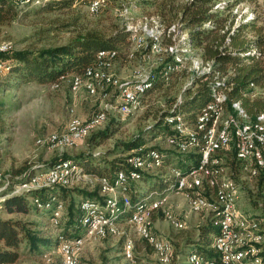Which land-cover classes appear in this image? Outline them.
Masks as SVG:
<instances>
[{"label": "rangeland", "instance_id": "374dc122", "mask_svg": "<svg viewBox=\"0 0 264 264\" xmlns=\"http://www.w3.org/2000/svg\"><path fill=\"white\" fill-rule=\"evenodd\" d=\"M125 1L131 6V11L124 6L117 7L118 9L110 7L97 15L88 14V12L92 13L89 10V4H87L86 8L84 1H76L69 8L49 7L47 9L44 6L41 7L38 3H24L23 5H18L11 20L0 24V46H11L13 50H38L65 43L84 28L99 29L107 34L113 29L120 27L122 22L129 35V44L126 48L129 52L127 55L121 53L114 66L108 71L121 84H128V82L136 80L138 68H141L147 74L146 76L153 75L152 70L156 69L169 56L165 49L170 45L178 44L177 47L180 50L191 51L189 54H183L185 60L182 67L175 70L176 73L166 84L152 90L146 97L145 102L142 101V96L140 97V107L129 116L120 114V105L118 103L122 102V99L120 93L112 86H102L94 96L84 91L75 95L67 82H61L56 88L57 81L40 84L31 81L20 82L13 77L8 79L7 76L6 79V76H1L0 80H7L8 83H0V176L2 178L0 182V202L4 200L1 192L6 188L7 182L4 177H7L14 169L21 167L25 163L36 165L48 163L54 156L61 153L75 155L88 150L100 153L112 149L118 141L129 139L151 124L157 112L166 108L168 101L172 98L181 99L184 88L187 84H191L193 77L198 76L199 73L195 69V64L197 65L198 63V68L202 58L190 47V49H181L188 46L183 45L186 33H181L177 30L176 24L174 25L175 30L168 28L165 31L160 23L162 27L159 28V31L162 37H159L157 48L153 47L150 37L145 41L143 48L137 45L136 40L138 38H145L148 36V32H156L160 21L156 15H148L151 14L152 8L141 4V0ZM225 1L228 0L220 1L217 5ZM258 1L261 4V10H263L264 0ZM106 5L107 1L104 0L103 8ZM234 14L237 16V20L243 18L249 20L255 16V5L251 0H239L234 7ZM74 18H76L75 27L72 21ZM129 27L137 30L132 36L127 30ZM170 32H174L171 35V41L165 42V36L169 35L168 33ZM97 73L105 74V71L99 69ZM261 90L264 92V89ZM261 90L255 91L253 97L264 96ZM96 109V113L99 111H110L109 118L119 120L118 129L112 137L94 147H91L87 139L71 148L51 147L48 145L49 138L56 135V132L67 130L69 125L75 120L80 122L87 121L95 114L92 112ZM230 117H232L231 111L226 109L225 103L221 116L214 123L215 129H220L224 121ZM193 124L194 121H189L188 125L193 126ZM151 143L163 148L170 147L167 144V138L163 139L162 136L156 137ZM197 147L198 145L186 152L195 151L196 149L199 151ZM233 149L230 146L229 152H232ZM176 150L181 152L178 149ZM139 152L140 149L134 151V154ZM223 156V154H219L218 159L220 157L223 158ZM215 159L217 158L215 157ZM221 161H224V159ZM64 162L66 161L60 162L45 173L35 175L22 185L35 184L37 179L57 173L60 169L55 171L56 169L54 168ZM69 165L68 170L71 169V171L78 172L77 176H75L77 180L72 188H94L95 186L99 190L101 188L102 195L108 198L107 201L109 200L108 202L106 201L105 208L111 201L117 202V200L126 198V196H123L125 195L124 188L122 189L123 191H119L118 188L121 187L118 186L116 192H105L99 182L101 179L85 174L71 162ZM223 165L225 167L224 163ZM240 167L239 174L225 167L226 176L237 181L243 190L240 215L248 219L257 220L261 224V230L264 231V193H260L261 197L257 194L261 179L257 180L251 176V165L240 164ZM142 170L146 173H154L153 177L158 178L160 181L169 176H173L174 179L177 178L176 174L178 171L172 166L166 165L163 167L161 158L148 166L147 169L143 168ZM62 172V176L68 174L66 170ZM133 178L134 181L130 187L139 180L137 175ZM156 180L150 179L147 182L140 183L146 194L151 192L150 185L157 182ZM49 185V183H45L43 185L25 187L22 191L40 190L49 188ZM13 191L12 195L16 193L17 186L13 188ZM205 191L206 185L202 193L205 194ZM209 192L214 194L212 190H209ZM156 195L155 193L150 194L149 199L152 200L154 196L157 199L148 204H140L131 215L142 218V223L152 238L162 240L167 244L172 252V261L170 263L164 262L162 255L156 252L151 244L141 236L139 231L140 224L131 219V216L126 222L119 223L118 218L120 215L112 217L108 215V219L113 225L108 222L105 224L104 222L106 234L103 235L102 232L99 234L96 232L92 233L93 225L101 223L102 218L97 214H91L85 222L80 220L86 234L84 237L76 239L63 237L57 229L61 218L65 216V208L62 204L57 207L50 223L44 214L34 211L28 214H3L2 218L16 219L29 223L32 226L31 228L50 242V246L43 249L40 255L30 253L25 246H22L21 262L17 264H62L63 244H70L77 240L83 243L79 253V264H133L134 262L138 264H187L189 257L187 258L186 255L191 250V241L197 238L199 227L205 225L209 219L212 223L217 219L220 208L216 207V198L215 196H210V198L206 196L208 206L199 212H195L190 206L193 195L189 192L171 191L170 194L163 196L161 199H158L160 197ZM71 198L76 203L81 200V196L78 193H74ZM256 201H259L258 204ZM260 202L261 205L259 204ZM34 203L39 208H42L40 200H34ZM85 203L91 204V201L82 202L80 209L88 207ZM100 208L106 212L108 211L107 208ZM130 209L131 204L125 211ZM99 210L98 213L100 212ZM212 214L214 217L211 216ZM97 226L98 228H104L102 225ZM214 236L212 245H214ZM128 243L133 244L135 255L132 251H128ZM129 253L132 256V261L128 259L127 255Z\"/></svg>", "mask_w": 264, "mask_h": 264}, {"label": "trees", "instance_id": "16d2710c", "mask_svg": "<svg viewBox=\"0 0 264 264\" xmlns=\"http://www.w3.org/2000/svg\"><path fill=\"white\" fill-rule=\"evenodd\" d=\"M76 1H84L87 8L88 2L94 0H0V24L11 20L18 5L24 3H38L47 9L49 7L69 8ZM105 1H107V5L102 11L110 7L120 8L123 6L131 11V6L125 0ZM220 1L224 0L140 1L141 4L152 8L151 14L148 15H156L165 31L168 28L172 30L176 24L177 30L186 33L183 45L188 46L180 48L194 50L202 58L204 64L212 65L211 70L193 77L191 84H187L184 88L181 99L172 98L168 101L166 108L157 112L151 124L129 139L118 141L112 149L100 153L88 150L75 155L61 153L54 156L48 163H41L40 165L25 163L4 177L7 182L6 188L1 192L4 200L0 202V264L21 262L22 246H25L30 253L39 255L43 249L50 246L49 240L41 237L38 232L31 228V224L16 219H3V214H28L34 211L44 214L50 223L57 207L62 204L65 208V216L61 218L57 229L63 237L76 239L84 237L86 234L80 222V220H84L85 215L80 209L81 203L91 201L93 205L105 208L109 201L102 195L101 188L99 190L97 186L94 188H72V186L67 188V186L53 185L49 188L32 189L12 195L13 188L28 182L35 175L49 171L62 161H69L85 174L98 179L108 178L111 186L116 188L118 173H124L125 181L123 186L118 189L119 191L125 189L124 194L131 204V209L128 211L123 210L122 205L119 204L121 213L118 222L124 223L140 204H148L157 199L155 196L152 200L149 199L150 194L155 193L156 196L160 197L158 199H161L170 194L171 191L176 192L173 176L160 181L153 177L154 173L136 170L134 168L136 158L149 161L154 153L158 154L163 167L172 166L183 175L188 174L200 164L201 154L198 149L190 152H179L172 147L163 148L151 143L153 139L159 136H162L163 139L172 136L179 143L187 142L186 137L178 135L167 123L169 117L180 116L188 124L189 121L195 123L200 110L214 100L213 89H220L226 93V109L229 111L234 112L233 102H240L244 111L250 117L252 116L251 118H255L258 114H264V96L251 97L253 96L251 85H254L258 90L264 89V9L261 10V4L258 0H251L255 5V16L249 20H245V18L237 20L234 7L239 0H228L217 5ZM88 14L93 15L89 12ZM72 21L75 27L76 18ZM173 33L165 34V42L171 41ZM128 37V32L121 22L120 27L107 34L99 29L84 28L70 40L59 45L38 50L10 49L5 52L0 51V62H6V67L0 73V77L6 76V79L7 76L8 79L13 77L20 82L53 83L58 80L60 75L82 73L89 68V65L96 66V55L100 51L117 52V59L121 53L127 55L129 52L126 49L129 44ZM170 65L175 67L176 62L169 55L156 69L152 70L153 88L151 87L144 92L142 95L143 102L152 90L160 88L168 82L166 72ZM175 73L176 71L169 73V79ZM0 83L6 84L8 81L0 80ZM261 91L263 92V90ZM118 122V119L110 118L105 125L93 131L85 139L89 141L91 147L101 144L116 133ZM140 147L144 148L143 152L138 155L134 154V151ZM234 151L233 149L232 152H226L227 156L219 159H224V162L220 161L225 164V167L239 174L241 163H236ZM133 172L139 176V180L130 187L134 181L131 177ZM150 179H157V182L151 183V192L146 194L140 183ZM257 180H260L257 194L261 197L260 193H264V175ZM206 192L208 191L206 190ZM74 193L81 196L80 202L76 203L72 200L71 197ZM200 195L206 197L208 194ZM34 200H40L42 208H39ZM217 223L218 219L214 223L209 219L205 225L199 227L197 238L191 241V250L187 252V258L191 254H196L220 263L218 254L212 248L213 236L219 234ZM261 257H264V248L263 252L253 259Z\"/></svg>", "mask_w": 264, "mask_h": 264}, {"label": "bare ground", "instance_id": "6f19581e", "mask_svg": "<svg viewBox=\"0 0 264 264\" xmlns=\"http://www.w3.org/2000/svg\"><path fill=\"white\" fill-rule=\"evenodd\" d=\"M92 2L94 8H98V10L103 9L104 0H94ZM91 13L98 14L99 12ZM159 28H161L160 23L157 25L156 32H148L149 34L145 38H138L136 40L137 45L139 47H143L145 41L150 37V40L153 43V47L157 48V43L159 37L161 36ZM127 30L131 33V36L132 34H135L137 32V30H134L131 27L127 28ZM172 30H175V27H173ZM177 45L178 44H173L165 49V52L168 55L172 56L174 61L176 62L175 67L170 65L167 68V81L169 80V73L174 72L176 69H179L177 68L178 65L182 67L185 60V56L183 54H189L191 52L189 50H180ZM7 48L8 46H0V51L5 52L3 51V49ZM108 52L110 51H100L99 53ZM117 54L118 53H109L107 55H100L98 58L96 55V66L93 65L92 67L85 69L82 73L62 76L57 80L55 87L57 88L61 82H67L70 86L71 91L75 95L84 91L91 96L96 95L99 89L105 85L112 86L116 90L117 88H127L128 84H121L120 81H118L108 72L114 66V63L117 59ZM191 58L193 59V57ZM0 64L3 63L0 62ZM197 65L195 64V69L199 73L198 75L209 72L212 66L211 64H204L202 59L200 60L198 68ZM5 67L6 63L2 68L0 67V73L4 71ZM99 69L105 71V74H98L97 70ZM141 72H143V70L141 68H138L136 72V79L137 81H142L141 92L139 93V96H135L133 99H129V105H125V108H123V104H119V110L122 116H129L133 114L141 105L140 97L144 94L145 91L149 90L152 87L153 75L144 77V74H141ZM251 87H253V94L255 93V91H258V89L254 85H251ZM120 97L122 99L121 93ZM213 97V101H215V108L209 107L213 101L202 108L199 112L200 115H197L196 121L193 126L188 125L187 122H184L182 120V117L180 116L169 117L167 119V123L172 126L173 130L178 135L186 137V139H188L187 142L179 143L176 138L172 136L167 138V144L170 147H174L180 150L181 152H186L190 148L198 145L197 148H199L202 159L201 145L204 138L209 137V143L206 151L204 152L202 166H200L199 164L197 168L193 169L188 174L186 173V175H183L179 170L177 171V178H175L176 191L189 192L191 195H193V199L190 203L193 211L199 212L205 209L208 206V202L206 197L201 196L200 194H203L202 191L204 190L206 181L200 180L203 178L204 173H207V180L210 183V185H208V192L209 190L213 191L217 202L216 205L222 204V196H224L225 202L226 204H228V207L231 211L232 226H229L230 217H223V208L218 207L220 208V212H218V223L216 226L219 229V234L217 236H214V245H212L214 251L218 254V256L219 251L225 252V258H220V263H218L196 254H191L190 256H188L189 258L187 264H264V257L253 259L255 256L261 254L264 248V231L261 230V224L257 220L248 219L240 215V205L243 200V190L241 189L237 181L226 176V169L223 165L224 161L221 162L218 159V155L223 154L225 156L226 152H229V148L231 146L235 150L234 157L236 159V162L245 164V162H240V159H238V150L237 146H234V141L243 142V139L250 136V144H253V147L257 148V150H250V155L247 158L246 164L252 166L250 167V174L253 178L257 179L263 176L264 172H262V166H264V156L257 157V153L264 154V114H258L255 118H251L252 116L250 117L244 111L240 102H233L232 108L234 109V112L231 111L232 117L225 120L220 129H215L214 123L222 114L227 95L223 90L213 89ZM109 113L110 111H99L85 122L75 120L69 125L67 130L80 129L81 127V133L77 138L73 139L72 137H59L57 135H54L49 138L48 145H50L51 147L59 148H71L76 146L87 136H89L93 131L103 126L105 123V118L107 117L108 120L110 119ZM200 116L202 117L200 118ZM143 150L144 148H141L138 154H141ZM215 157L217 159H215ZM159 158L160 156L155 153L152 155V159H150L149 161H144L138 157L134 160V168L136 170H142L143 168L147 169L148 166L154 164L156 161H158ZM69 163V161H66L54 168L56 169L55 171H57V169H60V171L66 170L68 174L66 176H62L63 172H61V177L56 178V184L49 183V186H67V182V188L73 186V184L77 180V177L75 176H77L78 172L71 171V169L68 170V168L70 167ZM136 175L137 174L133 172L131 174V177L133 178ZM1 179L2 178L0 176V182L2 181ZM181 180H183L182 183ZM124 181L125 174L120 173L118 176L116 188L118 186H121ZM99 182L103 186L105 192H116V188L111 186L108 178H102ZM24 188L22 190H24ZM85 204L88 205L89 208L87 206V208H81L85 213L83 222L87 220L89 215L97 214L100 218H102L101 220L103 221V224L104 222L105 224H107L108 222L110 225L113 224H111V222L109 221L108 215L111 217L116 215L118 216L121 213L119 204L122 205L123 210L130 206V202L127 196L125 199L117 200V202L111 201L106 207L108 209L107 212L102 210L99 206L93 205L92 203ZM111 207L113 208L111 209ZM98 210L100 211L99 213ZM212 217H214V215ZM131 219L140 224L139 231L141 236L151 244L156 252L162 255L163 261L166 263H170L172 261V252L167 244L162 240L154 239L151 237L149 231L144 227L142 223V218H137L135 217V215H131ZM97 225L102 224L93 225L92 233L96 232L97 234H99L102 232L103 235H105V225L103 226L104 228H98ZM223 226H229V242H226V236L223 235ZM65 245L68 246V249H66V251L64 252V249L62 248V264H79V253L83 243L80 240H77ZM131 245L133 246V244ZM127 256L128 259L131 260V254L129 253ZM133 264L138 263L134 262Z\"/></svg>", "mask_w": 264, "mask_h": 264}, {"label": "built area", "instance_id": "2783aa9c", "mask_svg": "<svg viewBox=\"0 0 264 264\" xmlns=\"http://www.w3.org/2000/svg\"><path fill=\"white\" fill-rule=\"evenodd\" d=\"M88 4H89L90 12L102 11V10H98V8H94L93 2H88ZM10 49H11V46L8 47L7 49H3V51H8ZM109 53H117V52H111L110 51L108 53H97V58L100 55H107ZM5 63L6 62H3V64H0V67L2 68L5 65ZM90 67H92V65H89V68ZM177 68H180V66L178 65ZM141 74H144V77L147 75L145 72H141ZM62 76H64V75H60L58 77V79H60ZM141 82L142 81H137V79H136V80H133L132 82H128V87L125 89H118L117 88V92H120L122 95V102H119L118 104H123V108H125V105H129V99H133L135 96H139V93L141 92ZM209 107L215 108V101H213ZM96 111H97V109L94 110L92 113H96ZM201 117L202 116H200V118ZM107 121H108V118L106 117L104 125L106 124ZM80 133H81V127H80V129L62 130L60 132H56V135L59 137H72L74 139V138H77L80 135ZM208 143H209V137L204 138V140L202 142V159L200 160V166H202V161L204 158V152L206 151ZM234 146H237L238 159H240V162H245V164H246L247 158L250 155V150H257V148L253 147V144H250V136H248V138L243 139V142H235L234 141ZM139 149H141V147ZM259 156H264V154L257 153V157H259ZM61 172L62 171H57V173L50 174V175H48V177H42L40 179H37L35 184L18 185L15 195L22 193V189L24 187L37 186V185H42L44 183L56 184V178L61 177ZM262 172H264V166H262ZM182 181L183 180H181V183H182ZM200 181H206V190L208 191V185H210V183L207 180V173H204V177ZM67 187H68V182H67ZM205 194H208L207 198H209L210 196H215L211 192L205 191ZM259 204L261 205V202ZM216 207H222L223 208V217H230V225L229 226H232L231 211L228 207V204H226V202H225L224 196H222V204L216 205ZM211 216H213V214ZM96 224H102V226H104L103 221H101V223H96ZM229 226H223V235L226 236V242H229V240H230V237L228 235V227ZM62 247L64 249V252L66 251V249H68V246L65 244H63ZM128 251H132L134 253V247L129 243H128ZM218 253H219V259L225 258V252L219 251ZM134 255H135V253H134Z\"/></svg>", "mask_w": 264, "mask_h": 264}]
</instances>
